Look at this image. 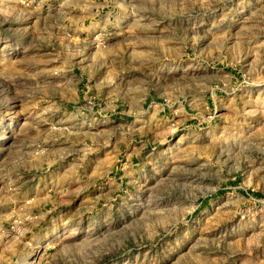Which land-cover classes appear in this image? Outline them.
Returning a JSON list of instances; mask_svg holds the SVG:
<instances>
[{"label": "rangeland", "instance_id": "obj_1", "mask_svg": "<svg viewBox=\"0 0 264 264\" xmlns=\"http://www.w3.org/2000/svg\"><path fill=\"white\" fill-rule=\"evenodd\" d=\"M0 264H264V0H0Z\"/></svg>", "mask_w": 264, "mask_h": 264}, {"label": "bare ground", "instance_id": "obj_2", "mask_svg": "<svg viewBox=\"0 0 264 264\" xmlns=\"http://www.w3.org/2000/svg\"><path fill=\"white\" fill-rule=\"evenodd\" d=\"M34 254H35V253H34ZM34 254H33V255H34ZM30 263H34V262H30Z\"/></svg>", "mask_w": 264, "mask_h": 264}]
</instances>
